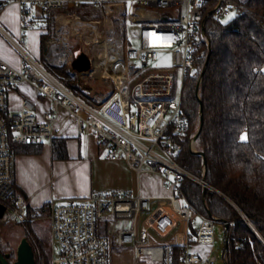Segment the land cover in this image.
I'll use <instances>...</instances> for the list:
<instances>
[{
  "label": "built area",
  "instance_id": "built-area-1",
  "mask_svg": "<svg viewBox=\"0 0 264 264\" xmlns=\"http://www.w3.org/2000/svg\"><path fill=\"white\" fill-rule=\"evenodd\" d=\"M11 5L18 8V37L13 38L1 25L0 33L17 54L12 64L0 57V203L5 206L6 223L24 224L46 219L50 225V264H110L112 244L107 235L98 232L99 221L107 216L128 218V228H118V245L132 247L135 257L148 256L160 264H173L174 243L147 244L150 230L163 236L176 226L174 220L188 221L193 215L191 204L180 190L184 180L210 188L204 179V167L197 176L177 161L185 137L187 116L181 107L183 82L195 61L202 58V48L209 46L205 25L209 19L222 21L240 7L235 0H0V13ZM91 7L104 16L125 18L139 23L140 47L135 48L120 32L108 36V42L96 43L97 58L108 59L110 69L101 65L96 76L107 77L109 93L96 102H88L69 89L51 72L40 57L26 48V30L45 23L46 15L55 10L60 26L94 30L100 19H81L75 8ZM63 9L71 11H62ZM70 26V27H69ZM59 32V30H57ZM86 34V33H83ZM53 40H44L49 47ZM98 43V44H97ZM167 54L170 64L129 80L127 59L139 65L158 62ZM135 71H137L135 69ZM86 72V73H87ZM75 78L76 71H72ZM199 77L196 95L201 83ZM30 83L39 95L48 98L51 108L39 118L29 98H21L17 110H11L9 93L19 82ZM180 81L179 88L177 83ZM61 110L67 112L63 128L71 122L79 133H95L111 159H122L133 170L137 180L143 174H157L168 195L166 205L151 204V198L139 192L103 190L87 198H51L38 208H31L14 185L15 156L18 147L41 145L53 138L54 124ZM196 140L189 148L196 152ZM142 216V218H141ZM214 217L202 218L195 230L198 244L214 243ZM264 246V236L244 218ZM189 237V236H188ZM182 264L201 262L197 254L183 253ZM215 261L214 256L206 262Z\"/></svg>",
  "mask_w": 264,
  "mask_h": 264
},
{
  "label": "trees",
  "instance_id": "trees-1",
  "mask_svg": "<svg viewBox=\"0 0 264 264\" xmlns=\"http://www.w3.org/2000/svg\"><path fill=\"white\" fill-rule=\"evenodd\" d=\"M235 1L240 8L231 19L206 22L209 46L202 48V58L188 71L181 92L187 126L177 161L197 176L204 167V179L210 188L184 180L180 190L191 204L193 215L214 217V224L223 227L224 264H264V246L244 219L264 236V0ZM45 20L46 24L42 22L38 28L39 57L44 62L47 54L42 37L44 27L52 30L50 12ZM45 65L70 86L73 79L66 65ZM72 90L78 94L85 89L77 81ZM199 127L197 151L193 152L189 140ZM241 134L246 135L243 141ZM51 145L53 158L67 156L64 139L52 138ZM21 225L35 264H50L47 247L39 239L38 246L34 245L30 238V221ZM188 232L191 244L195 231L190 218ZM185 247L174 244L173 264H182ZM13 260L10 251L8 261Z\"/></svg>",
  "mask_w": 264,
  "mask_h": 264
},
{
  "label": "crops",
  "instance_id": "crops-1",
  "mask_svg": "<svg viewBox=\"0 0 264 264\" xmlns=\"http://www.w3.org/2000/svg\"><path fill=\"white\" fill-rule=\"evenodd\" d=\"M24 97L34 102L39 118H42L43 114L51 108V102L48 98L39 95L30 83L21 81L9 93L11 110L19 109L20 100ZM67 115V112L61 110L59 120L53 126V138L64 139L67 152L65 158H53L50 141H44L39 146H22L17 149L14 185L24 194L26 203L31 208H38L43 202L51 198L58 200L87 198L93 192L103 190L137 191L142 196L151 198L152 205L158 203L166 205L164 198L168 193L164 190L162 178L159 175L143 174L146 177H154L158 182L156 190L149 189L143 184L142 176L137 180L135 173L124 160L110 158L109 151L100 146L95 133H79L75 122H71L66 128L62 129ZM36 149L38 151H34ZM190 219L192 226H194L193 222H196V226L193 228L196 230L202 217L192 215ZM174 222L177 223L175 228L166 235L159 236L150 230L147 244L160 245L170 242L184 245L188 252L197 254L201 261L203 258L206 261L209 258L206 257V252H202L198 248L199 245L204 244L196 242L188 244V221L185 222L175 218ZM131 224L132 221L128 218H112L109 216L99 221L98 232L101 235H107L111 239L110 264H160V262L152 261L148 256L136 258L131 246L117 244L115 237L117 229L121 227L128 228ZM33 234L35 235V233ZM179 238H181V243H179ZM0 249L3 251L2 248ZM5 252H9V250Z\"/></svg>",
  "mask_w": 264,
  "mask_h": 264
},
{
  "label": "rangeland",
  "instance_id": "rangeland-1",
  "mask_svg": "<svg viewBox=\"0 0 264 264\" xmlns=\"http://www.w3.org/2000/svg\"><path fill=\"white\" fill-rule=\"evenodd\" d=\"M14 6V7H13ZM62 11H68L63 9ZM72 11H75L80 15L81 19L94 20L100 19V23L96 24L94 30H86L83 32L82 29L73 28L70 29L66 26H60V22L56 20L55 15L59 12L55 10L50 11V15L53 18L52 21V30L47 31L44 27L45 35L42 37V45L45 49V55L47 54V63H52L55 65H66L67 71L70 72V77L73 80H70L69 89H75L77 81L74 80L73 73L71 71V62L72 60L80 53L84 52L87 56L95 60L96 71L99 72V61L100 58H97V47L96 43L99 41V44L102 42H108V36H117V33L120 32L125 36L126 39L132 46L135 48L140 47V38H139V23H132L126 21L125 18H112V21H105L103 15L96 9L91 7L84 8H75ZM235 12L230 11L224 18L223 22L228 21L234 16ZM230 17V18H229ZM46 24V23H45ZM0 25L13 37H18V8L16 5H11L4 9L0 13ZM41 25L38 24L32 29H27L25 33L26 38V48L35 56L39 57V34L40 31L38 28ZM44 26V25H43ZM59 30V32H57ZM86 33V34H83ZM51 38L53 40L52 44L49 47L44 46V40ZM98 44V43H97ZM0 57L4 60L16 64L17 63V54L14 51L13 47L8 43L5 37L0 33ZM42 60V59H41ZM44 61V60H42ZM49 61V62H48ZM44 62V63H46ZM170 64V59L167 54H164L158 62L148 63L147 65H139L135 60L127 59V65L131 69L129 71V80L136 81L142 75L154 71L156 68L161 66H167ZM135 69L137 71H135ZM78 80L81 81L82 87L85 89L84 92H78L79 96L88 102H96L98 99L105 97L109 93L110 79L107 77H100L92 74V72L81 73L78 75ZM180 81L177 83L179 88ZM73 91V90H72ZM76 91V90H75ZM197 150V145H195ZM142 182L149 189H154L158 187V182L154 177H146L141 175ZM146 177V178H145ZM144 179V180H143ZM160 189V188H159ZM195 228L196 222H193ZM23 226L19 223H6L0 218V248L5 251H13L15 259V251L17 245L20 242V239L24 236ZM30 230L35 233L30 234V238L33 241L34 245L38 246V239L50 249V225L46 219L34 220L30 223ZM195 230V229H194ZM223 228L219 224L215 223L213 225V234H214V243L211 245H199L198 248L202 252H206L207 256H214L215 261L208 263L202 259L201 262L196 264H224L225 260L223 259ZM196 244V243H194ZM198 245V244H197ZM210 246V247H209Z\"/></svg>",
  "mask_w": 264,
  "mask_h": 264
},
{
  "label": "water",
  "instance_id": "water-1",
  "mask_svg": "<svg viewBox=\"0 0 264 264\" xmlns=\"http://www.w3.org/2000/svg\"><path fill=\"white\" fill-rule=\"evenodd\" d=\"M71 68L80 75L81 73H86L91 69V60L85 54L84 52L78 54L71 62ZM79 77V76H78ZM77 81L78 83H82L80 80ZM201 127V124H200ZM199 129L193 136V139L196 140ZM5 210V206L0 203V218H2L3 212ZM225 228H227V224H225ZM179 243H181V238H179ZM9 258V252L2 253L0 251V264H35V259H34V253L31 244L27 240L25 236H23L20 239L19 244L17 245L16 251H15V259L12 262L8 261Z\"/></svg>",
  "mask_w": 264,
  "mask_h": 264
},
{
  "label": "bare ground",
  "instance_id": "bare-ground-1",
  "mask_svg": "<svg viewBox=\"0 0 264 264\" xmlns=\"http://www.w3.org/2000/svg\"><path fill=\"white\" fill-rule=\"evenodd\" d=\"M106 60H108V59H106ZM106 60H105V58L103 60L100 59V61H99V69H100L101 65L102 66L105 65L104 67H106V69H110V67H111L112 64L109 63Z\"/></svg>",
  "mask_w": 264,
  "mask_h": 264
},
{
  "label": "snow or ice",
  "instance_id": "snow-or-ice-1",
  "mask_svg": "<svg viewBox=\"0 0 264 264\" xmlns=\"http://www.w3.org/2000/svg\"><path fill=\"white\" fill-rule=\"evenodd\" d=\"M229 18H230V17H229ZM240 139H241L242 141L245 140V139H246V135H245V134H241Z\"/></svg>",
  "mask_w": 264,
  "mask_h": 264
}]
</instances>
